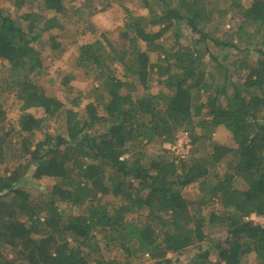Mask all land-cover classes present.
Returning a JSON list of instances; mask_svg holds the SVG:
<instances>
[{
    "label": "trees",
    "instance_id": "16d2710c",
    "mask_svg": "<svg viewBox=\"0 0 264 264\" xmlns=\"http://www.w3.org/2000/svg\"><path fill=\"white\" fill-rule=\"evenodd\" d=\"M224 1L142 0L150 14L185 24L190 46L169 47L161 42L168 25L151 31L149 19L130 18L120 41L131 32V49L107 37L80 48L79 68L96 74L107 99L70 88L67 105L40 83L44 33L52 55L65 50L53 19L36 12L20 19L0 8V59L8 65L0 97L13 94L25 113L17 128L0 101V264H143L146 257L182 264L191 249L187 264H247L251 255L264 264V225L251 220L264 217V0ZM88 8L89 16L97 11ZM229 13L240 14L235 42L254 45L259 58L205 62L209 40L241 51L215 40L218 18ZM153 51L162 56L156 72ZM131 80L142 93L129 90ZM55 117L59 127L49 132ZM220 128L228 144L215 140ZM182 131L192 145L185 158L170 151ZM156 142L169 149L150 156L146 147ZM29 177L51 180L45 202L26 191ZM199 182L208 188L193 211L184 190ZM214 201L221 210L206 214Z\"/></svg>",
    "mask_w": 264,
    "mask_h": 264
},
{
    "label": "rangeland",
    "instance_id": "374dc122",
    "mask_svg": "<svg viewBox=\"0 0 264 264\" xmlns=\"http://www.w3.org/2000/svg\"><path fill=\"white\" fill-rule=\"evenodd\" d=\"M26 0V3L19 9L13 2L0 1V8L6 10L8 13L14 17H19L20 19H28L31 13L36 12L43 14L48 18L53 19L55 29L52 31L54 35L58 36V39L61 41L64 52L60 56L52 55L50 49V43L48 44V34L44 33L43 39L39 41V47L44 53L45 59V70L41 76V86L48 96L55 97L59 99L63 104L67 105L69 102L68 92L71 91L70 88L75 90H82L87 93L94 94L93 99H96L97 96L100 97V100H106V94L103 92V89L100 86L99 81L96 79V74L88 72L85 68H79L78 59L80 55V48L85 45L92 44L98 39H103V37L109 38L113 44L119 40L122 32L125 33V24L129 22L130 18L135 19H149L150 28L149 30L154 31L159 28V26L168 25L170 27L169 32L161 38V42L164 44L170 45L169 47H176V44L179 43L184 46H190L193 40L191 36V30L185 25L181 24L180 26H174L172 22L164 18V13L156 12L150 14L149 10L145 8L142 0ZM210 3L216 0H206ZM223 5L224 0H219ZM252 0H244L245 4H248ZM87 2V3H86ZM86 3V4H85ZM151 6H155L153 0H150ZM89 6L96 9L97 11L89 16ZM245 6V5H244ZM225 7V6H224ZM83 9L79 13V9ZM244 8V7H243ZM243 11V10H242ZM153 15V16H152ZM240 14L229 13L226 17L218 18L217 23L221 26V33L217 34L215 40L221 43H235L234 38L232 37L235 34L238 26L240 25ZM172 23V24H171ZM176 32V33H174ZM174 34H179V38H175ZM129 42L127 39L120 41V48L125 47L126 49L132 48L133 34L129 32ZM197 37L194 36V39ZM45 39V40H44ZM50 42V41H49ZM143 44V43H142ZM207 51H209L205 62L210 61L212 56L220 58L221 60L227 56L229 59L233 60L236 58H243L249 56V58L258 59L259 53L254 50V45H248L246 47L244 44H240L239 48L241 51L236 50L235 48L229 46L222 48L221 46L216 45L213 41L209 40L207 42ZM55 58H54V57ZM151 65L155 66L161 62L162 56L157 51L149 53ZM204 64V61L203 63ZM118 67V66H117ZM8 65L5 61L0 59V84L5 83L7 77ZM154 70H158V67H154ZM72 75L68 81V87L63 85L64 77L67 75ZM116 75L125 79L121 73V68L119 67L116 70ZM160 75V74H158ZM158 76L155 75V78ZM235 78L236 76L233 75ZM130 91L134 94L142 93L141 86L135 80L129 81ZM158 88L157 86H154ZM106 98V99H104ZM0 101L3 103L7 115L10 121H12L18 127V120L23 116L24 111L22 110V104L13 94H9L5 91L1 97ZM90 101L85 100L83 106L88 104ZM27 112L34 114L37 117H45L43 110L41 109H31ZM59 127V122L57 118L49 119L47 123V128L49 132L56 130ZM215 140L217 142H222L223 144H228V136L225 134L223 129H218L215 134ZM184 143V142H183ZM182 143V144H183ZM169 144L164 143L161 145L159 142L149 144L147 152L150 156L154 154H163L162 150L169 149ZM172 147V146H171ZM171 151V148H170ZM190 152V151H189ZM171 156L169 153L167 156ZM49 178L34 179L33 177L28 178V185L26 191L30 192L32 198L35 201H46V193L49 188H51ZM236 186L241 190L245 189L246 185L241 179L236 180ZM208 188V187H207ZM207 188L204 183L199 182L184 190V195L187 199H190L192 204V210L195 211L198 207V203L206 195ZM106 203L110 204L113 202L112 197H108L105 200ZM215 203L206 208V214L215 210L220 211L221 206L214 201ZM255 223L264 225V217L253 216L251 217ZM213 235L222 236L225 235L224 231H214ZM206 245V244H204ZM196 250L191 249L188 252H185L181 256L180 262L182 264H187V261L194 257ZM118 252H112L113 256H118ZM12 256V255H9ZM247 264H257L255 261V256L251 255L246 259ZM143 264H152V261L149 257H146V261Z\"/></svg>",
    "mask_w": 264,
    "mask_h": 264
},
{
    "label": "built area",
    "instance_id": "2783aa9c",
    "mask_svg": "<svg viewBox=\"0 0 264 264\" xmlns=\"http://www.w3.org/2000/svg\"><path fill=\"white\" fill-rule=\"evenodd\" d=\"M191 146V137L189 133L182 131L177 135L176 141L171 147V151L175 156L185 158L191 150Z\"/></svg>",
    "mask_w": 264,
    "mask_h": 264
}]
</instances>
